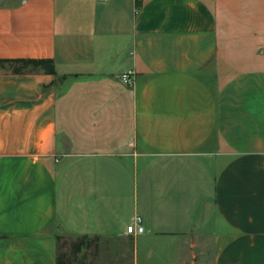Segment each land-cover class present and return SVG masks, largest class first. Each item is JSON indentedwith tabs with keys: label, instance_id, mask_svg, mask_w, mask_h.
Returning a JSON list of instances; mask_svg holds the SVG:
<instances>
[{
	"label": "crops",
	"instance_id": "1",
	"mask_svg": "<svg viewBox=\"0 0 264 264\" xmlns=\"http://www.w3.org/2000/svg\"><path fill=\"white\" fill-rule=\"evenodd\" d=\"M0 58L56 69H0V264H264V0H0Z\"/></svg>",
	"mask_w": 264,
	"mask_h": 264
},
{
	"label": "trees",
	"instance_id": "2",
	"mask_svg": "<svg viewBox=\"0 0 264 264\" xmlns=\"http://www.w3.org/2000/svg\"><path fill=\"white\" fill-rule=\"evenodd\" d=\"M40 69L48 74H56L55 62L53 59H36V58H0V69H8L13 73H23L28 69ZM64 234L56 235L57 241V264H68V255L62 252L63 244L61 243ZM72 251L73 256L80 253L83 249L94 247L97 252L99 248L98 237H90L87 235L73 236ZM95 252V254H96Z\"/></svg>",
	"mask_w": 264,
	"mask_h": 264
},
{
	"label": "rangeland",
	"instance_id": "3",
	"mask_svg": "<svg viewBox=\"0 0 264 264\" xmlns=\"http://www.w3.org/2000/svg\"><path fill=\"white\" fill-rule=\"evenodd\" d=\"M73 236L76 235L65 233L64 238L61 241V243L64 245L62 248V252L66 253L69 258L68 264H128V262L125 261L127 260V255L123 256L125 259L119 258L120 260L118 262H116V259H111V258L109 259V257L105 260L100 257L101 252L104 251V249L106 250L110 249L115 252H118L117 254H119V251H117L118 247L111 248L109 246L110 241H104L103 244L102 242H100V247L98 248L97 252L95 251V245H94V247H91L89 249H83L80 253H77L75 256H73V251H72Z\"/></svg>",
	"mask_w": 264,
	"mask_h": 264
},
{
	"label": "built area",
	"instance_id": "4",
	"mask_svg": "<svg viewBox=\"0 0 264 264\" xmlns=\"http://www.w3.org/2000/svg\"><path fill=\"white\" fill-rule=\"evenodd\" d=\"M121 78L128 85H132L134 83V78L129 73L123 74ZM127 230L129 233H142L144 231L143 218L141 216H137L134 223L127 226Z\"/></svg>",
	"mask_w": 264,
	"mask_h": 264
}]
</instances>
